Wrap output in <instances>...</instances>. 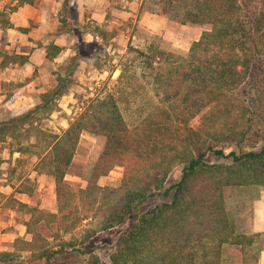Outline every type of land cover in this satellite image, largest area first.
<instances>
[{
  "label": "trees",
  "instance_id": "trees-1",
  "mask_svg": "<svg viewBox=\"0 0 264 264\" xmlns=\"http://www.w3.org/2000/svg\"><path fill=\"white\" fill-rule=\"evenodd\" d=\"M159 2V11L173 14L181 24L209 28L186 55L168 51L150 56L128 43L131 60L147 70L155 99L134 128L123 116L116 91L103 86L94 97L79 100V110L61 133L37 129L41 148L36 167L53 180L56 211L29 208V237H17L12 250L0 251V263L220 264L224 244L254 242L252 234L236 229L223 190L264 189V0ZM60 50L48 44L46 57ZM27 60V55L4 54L0 67ZM77 65L76 55L69 57L55 71V83L30 106L0 115V143L57 110ZM94 68L101 69L100 63ZM203 110L199 124L191 126L190 119ZM84 132L102 136L103 143L86 185L73 190L65 176ZM231 147L238 151L226 153ZM209 153L225 160L208 162ZM116 166L122 168L119 184H99ZM175 166H180L179 177L165 186ZM153 195L162 201L135 214L113 249L102 255L89 247L96 235L121 224ZM40 222L54 228L50 235L36 227Z\"/></svg>",
  "mask_w": 264,
  "mask_h": 264
},
{
  "label": "rangeland",
  "instance_id": "rangeland-1",
  "mask_svg": "<svg viewBox=\"0 0 264 264\" xmlns=\"http://www.w3.org/2000/svg\"><path fill=\"white\" fill-rule=\"evenodd\" d=\"M150 3L158 5L152 6V9H159L161 5L159 0H151ZM170 16H167L168 20L158 33L144 30L140 25V28L136 29V25H134L133 32L137 31L135 32L136 35L132 37L129 34L130 30L123 28L124 25V27L130 26L131 29V22L127 20L116 30L118 32L122 28V32H124V35L119 38L120 42L105 40L104 46L92 42H83L84 44L80 45V50L83 49V56L93 53L91 57H96L95 63L99 62L101 69H94V67L85 65L76 68L73 75L74 82L64 98L58 100L57 110L38 120L28 130L16 129L13 135L8 136L0 144L1 183L14 185L21 179L24 182L23 187L33 196L35 201L44 203L41 209L55 212L54 186L51 178L37 170L36 167L41 148L40 142L37 141V129L45 128L54 133H61V130L67 126L69 120L79 110V100L94 97L103 86L116 91L115 94L123 116L129 127L134 128L153 109L155 99L146 81L148 78L147 70L141 68L138 60H131V54L126 51L128 43L146 51L150 56L168 51L186 55L191 43L209 28L208 25L181 24L173 14ZM81 36L79 34L78 38L83 37ZM51 69L48 68L47 70L51 71ZM44 72H46L45 68L43 74H45ZM141 73L143 74L141 75ZM44 76L43 88L52 86L54 81L53 83L47 82V78ZM53 77H56V73ZM203 115L204 110L194 115L190 119V125H198ZM102 143V136L87 132L80 136L79 144L65 176L73 190L86 185L89 171L97 156V148ZM231 149L238 151L236 147H231L225 152L227 153ZM13 155L18 157L16 161L12 158ZM205 160L220 162L225 159L209 153L205 156ZM179 174L180 166H175L168 174L165 186L176 181ZM121 175L122 168L116 166L107 175L100 177L98 183L117 186ZM41 184H43L42 187H40ZM223 199L225 209L235 223L236 229L242 233L252 234L254 242L247 246L224 244L220 264H264V189L258 186H229L223 190ZM161 201L162 198L158 195L149 197L136 209L131 210L121 224L96 235L89 242V247L99 251L102 255L106 254V251L113 249L117 238L131 224L135 214L145 211ZM36 227L45 236L50 235L54 229L44 222L37 223ZM6 264L24 263L19 260Z\"/></svg>",
  "mask_w": 264,
  "mask_h": 264
},
{
  "label": "crops",
  "instance_id": "crops-1",
  "mask_svg": "<svg viewBox=\"0 0 264 264\" xmlns=\"http://www.w3.org/2000/svg\"><path fill=\"white\" fill-rule=\"evenodd\" d=\"M150 2L23 0L18 4V0H0V61L4 54L28 56V60L22 64L9 62L0 67V114L30 106L38 94L47 89L43 88V75L47 82L55 83V71L73 55L78 58L76 68L82 65L93 68L96 58L91 57L93 53L83 56L80 51L78 54L79 45H83V42L104 46L108 33L113 36L107 40L120 42L119 38L124 32L122 28L118 32L116 30L127 20L131 22V29L124 25L123 28L130 30L132 37L137 31L133 32L134 25L136 29L141 27L158 33L168 19L159 9H152V6L158 5ZM79 34L83 37L78 38ZM48 44L61 47L60 52L52 58L46 57ZM48 68H52L51 71ZM12 158L16 161L18 157L13 155ZM51 182L53 184L52 178ZM23 184L21 179L14 185L0 181V251L12 250V243L17 237H29L25 226L29 208L43 207L44 203L35 201Z\"/></svg>",
  "mask_w": 264,
  "mask_h": 264
},
{
  "label": "clouds",
  "instance_id": "clouds-1",
  "mask_svg": "<svg viewBox=\"0 0 264 264\" xmlns=\"http://www.w3.org/2000/svg\"><path fill=\"white\" fill-rule=\"evenodd\" d=\"M88 39H89V41H90V40H91V37H89Z\"/></svg>",
  "mask_w": 264,
  "mask_h": 264
}]
</instances>
